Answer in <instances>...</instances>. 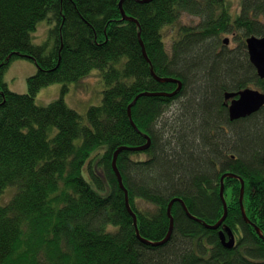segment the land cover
I'll return each instance as SVG.
<instances>
[{
	"label": "trees",
	"instance_id": "16d2710c",
	"mask_svg": "<svg viewBox=\"0 0 264 264\" xmlns=\"http://www.w3.org/2000/svg\"><path fill=\"white\" fill-rule=\"evenodd\" d=\"M0 0V264H264V239L246 223L241 183L226 179L229 212L225 226L236 236L226 248L217 230L173 206L168 242L154 246L137 235L113 169L118 167L137 215L140 236L163 241L168 208L182 199L196 218L215 225L224 215L221 176L245 181L249 220L264 234V107L231 121L226 93L264 92L246 40L264 36V0H240L234 18L227 0ZM200 19L181 27L168 51L164 30L183 15ZM54 23L44 45L32 42L41 21ZM237 32L236 48L221 42ZM159 77L151 74L139 40ZM33 60L38 72L28 92L11 91L3 76L14 58ZM98 69L103 102L88 122L65 102L71 83ZM62 83V96L39 105L38 92ZM132 107L135 129L129 117ZM174 111H172V109ZM8 188L12 198L2 204ZM149 206V207H147Z\"/></svg>",
	"mask_w": 264,
	"mask_h": 264
},
{
	"label": "rangeland",
	"instance_id": "374dc122",
	"mask_svg": "<svg viewBox=\"0 0 264 264\" xmlns=\"http://www.w3.org/2000/svg\"><path fill=\"white\" fill-rule=\"evenodd\" d=\"M234 18H237L240 13V0H227ZM200 24V19L194 16L183 15L180 22L175 27H167L164 30V40L167 44L168 51H171L173 41L177 39L179 29L181 27H197ZM54 28V23L47 20L41 21L38 24L36 31L32 33V42L36 45H44L53 40L50 39L51 30ZM237 32L225 35L222 39L230 40V47L236 48L239 45ZM37 64L28 58L17 57L14 58L4 73L3 80L8 88L17 93L28 92V79L38 72ZM70 90L64 96L67 105L76 110L84 117L85 123L88 122L87 113L92 106H100L103 102L105 82L98 69L92 70L90 75L79 83H71ZM62 83H55L42 88L37 95L36 101L39 105H49L58 100L62 96ZM255 89V88H254ZM175 108L172 109L174 111ZM14 192L15 188H8L6 193L2 196V204L8 202ZM149 207V206H147Z\"/></svg>",
	"mask_w": 264,
	"mask_h": 264
},
{
	"label": "water",
	"instance_id": "95a60500",
	"mask_svg": "<svg viewBox=\"0 0 264 264\" xmlns=\"http://www.w3.org/2000/svg\"><path fill=\"white\" fill-rule=\"evenodd\" d=\"M124 1L125 0H122L120 3V8H121V13L123 15V20L139 23L136 19L127 16L126 12L123 9ZM137 1H139L141 3H149V2H152L153 0H137ZM139 40H140V43L142 46L144 57L147 60V62L151 65L152 76L160 83H175L177 85V89L173 93H170L167 95H169L171 97L176 96L183 87L182 81L180 79H175V78H171V77H159V76H157V74L155 73L154 68L152 66V62L149 59V56L147 54L146 46L142 40L141 33L139 34ZM228 42H230L229 39L226 40V43H228ZM246 45L248 48V53H249V57H250V61H251L252 65L255 67L259 78L264 79V36L263 37L252 36L246 40ZM152 95H157V94L149 93V92L141 93L135 98L134 102L129 106V117H130L131 123L135 129H138V128H137L135 122L133 121L132 107L136 104L138 99L141 98L142 96H152ZM225 100L227 102L230 120L231 121H237V120H240V119H243L246 117H250L251 115L259 112L264 107V92L260 91L259 89H254V88L250 87V88L244 89V90L237 92V93H230V92L226 93ZM147 140H148V143L142 147H120L114 155L113 169L116 173V176H117V179H118V182H119L121 189H123L125 194H126L127 207H128L129 212L131 213V215L134 218V224H135V228L137 230L138 237L141 238L144 242H146L148 244H151L154 246H159V245H163L169 241V239L172 235L173 229H174V218L172 216V206H173L172 203H170L169 208H168V216L170 218V229H169V233H168L167 237L163 241L156 242V243L143 239L140 236V233L138 231L137 215L132 211V209L130 207L129 193H128V190L126 189L125 185H124L123 177H122V174H121L120 169L118 167V156H119L120 152H122L124 150L145 151V150L149 149L151 146L150 137H147ZM225 178H233V176L230 174H225L222 177V182H224ZM241 182H242V189H241L242 214H243L244 220L246 222L250 223V220L247 217L246 210H245L244 204H243V198L245 195V186H244L245 183L243 180H241ZM222 187L225 190L224 185ZM227 215H228V207H227V203H226L225 204V215L223 216V218L218 223H216L215 225H209V224L204 222V224L207 228H209L211 230H217V229H219V227L221 225H223V223L226 220ZM253 226L256 229L259 236L262 239H264V234H263L262 230L258 226H256L255 224H253ZM220 239H221L222 244L228 249H233L236 246L237 242H236L235 234L232 232V230H230L228 228H225L223 231H221Z\"/></svg>",
	"mask_w": 264,
	"mask_h": 264
},
{
	"label": "bare ground",
	"instance_id": "6f19581e",
	"mask_svg": "<svg viewBox=\"0 0 264 264\" xmlns=\"http://www.w3.org/2000/svg\"><path fill=\"white\" fill-rule=\"evenodd\" d=\"M228 3V2H227ZM223 38V37H222ZM222 38H220L221 39V42L223 43V45L224 46H226V47H230V42H228V43H226V40H228V38L227 39H222ZM247 51H248V48H247ZM225 107H227V102L225 101ZM228 108V107H227ZM147 137H150V136H147ZM150 139H151V137H150ZM225 174H230V175H232L233 176V178H225V180L226 179H237V180H239L240 181V183H241V189H242V182H241V180H243L244 181V179L243 178H241L238 174H236V173H234V172H231V171H227V173H225ZM225 174H223L222 176H221V180H220V199H221V202H222V204H223V207H224V215H225V204L227 203V207H228V212H229V206H228V199L226 198V185H225V180H224V182H222V177L225 175ZM244 183H245V181H244ZM125 185V184H124ZM224 185V188H225V190L223 189V186ZM244 186H245V184H244ZM126 187V186H125ZM127 189V188H126ZM123 190V189H122ZM128 190V189H127ZM124 191V190H123ZM125 196H126V194H125ZM180 203V205L182 206V208H183V210L186 212V214L190 217V218H193V219H195V220H197V221H200V222H202V223H204V221H202V220H200V219H198V218H196L195 216H193L192 214H191V212L189 211V209H188V207H187V205H186V203H185V201H183L182 199H174V200H172L171 201V203H172V205L174 206V204L175 203ZM129 203H130V200H129ZM243 204H244V198H243ZM126 206H127V203H126ZM173 206H172V208H173ZM240 206H241V192H240ZM130 207H131V205H130ZM244 208H245V206H244ZM127 209H128V207H127ZM131 209H132V207H131ZM173 210V209H172ZM129 211V210H128ZM132 211H133V209H132ZM241 211H242V207H241ZM134 212V211H133ZM223 215V216H224ZM172 216H173V213H172ZM242 216H243V214H242ZM227 217H228V215H227ZM227 217H226V219H227ZM174 218V217H173ZM223 218V217H222ZM221 218V219H222ZM220 219V220H221ZM243 219H244V217H243ZM219 220V221H220ZM218 221V222H219ZM226 221V220H225ZM245 221V220H244ZM217 222V223H218ZM246 222V221H245ZM246 223H248V222H246ZM248 224H250L252 227H254L253 226V223L250 221V223H248ZM225 228H228V229H230L229 227H227V226H225V222L223 223V225H221L220 227H219V229H217V231L219 232V236H220V233H221V231H223ZM231 230V229H230ZM233 232V231H232ZM227 234V233H226ZM235 238H236V236H235Z\"/></svg>",
	"mask_w": 264,
	"mask_h": 264
}]
</instances>
